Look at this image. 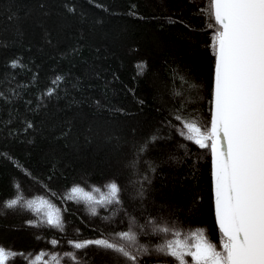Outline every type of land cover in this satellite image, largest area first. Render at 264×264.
<instances>
[{
  "label": "trees",
  "instance_id": "16d2710c",
  "mask_svg": "<svg viewBox=\"0 0 264 264\" xmlns=\"http://www.w3.org/2000/svg\"><path fill=\"white\" fill-rule=\"evenodd\" d=\"M204 5L0 0V245L25 254L9 264H35L41 252L59 254L60 264H76L66 253L80 264H109L107 256L121 264L118 253L69 241L111 238L131 226L153 250L161 238L144 234L149 219L184 233L206 229L220 247L211 151L181 136L175 119L210 124L215 29ZM112 181L120 203L67 198L80 186L99 199ZM16 185L26 199L44 201L40 213L5 207ZM49 208L62 230L47 223ZM43 259L51 264L50 255ZM141 264L178 262L153 251Z\"/></svg>",
  "mask_w": 264,
  "mask_h": 264
},
{
  "label": "snow or ice",
  "instance_id": "6c2138e0",
  "mask_svg": "<svg viewBox=\"0 0 264 264\" xmlns=\"http://www.w3.org/2000/svg\"><path fill=\"white\" fill-rule=\"evenodd\" d=\"M200 12L215 29L211 43L215 56L214 107L210 124L181 115L175 119L182 122L181 136L211 151L220 247L208 238L206 229L184 233L167 222L149 219L151 229L144 234L161 238L153 250L139 244V233L131 226L111 238L69 241L75 249L95 245L120 254L130 264H141L142 257L153 251L174 258L178 264H189L187 257L191 264H264V0H205ZM138 163L137 158L130 166ZM105 187L107 193L99 199L80 186H74L67 198L79 196L89 204L120 203V185L112 181ZM16 188V194L4 202L5 207L21 205L40 213L44 201L26 199L20 186ZM91 212L96 214V208ZM43 214L49 225L62 230L58 212L49 208ZM51 243L55 246L58 241ZM18 255L25 254L0 245V264H9ZM45 255H50L51 264H60L59 254L41 252L31 260L48 264ZM65 255L80 264L75 253Z\"/></svg>",
  "mask_w": 264,
  "mask_h": 264
},
{
  "label": "rangeland",
  "instance_id": "374dc122",
  "mask_svg": "<svg viewBox=\"0 0 264 264\" xmlns=\"http://www.w3.org/2000/svg\"><path fill=\"white\" fill-rule=\"evenodd\" d=\"M139 194L137 193V194H134L133 193V199H135V198H139ZM140 199V198H139ZM149 229H151V225H149ZM107 258L110 260V263L109 264H117L116 262L118 261V259L117 258H115V257H113V256H107ZM121 264H130V262H127V261H125V262H122Z\"/></svg>",
  "mask_w": 264,
  "mask_h": 264
},
{
  "label": "water",
  "instance_id": "95a60500",
  "mask_svg": "<svg viewBox=\"0 0 264 264\" xmlns=\"http://www.w3.org/2000/svg\"><path fill=\"white\" fill-rule=\"evenodd\" d=\"M214 86H215V78H214ZM213 98H214V93H213ZM213 107H214V105L212 104V110H213ZM212 173H213V164H212ZM212 179H213V195H214V206H215V184H214L213 174H212ZM217 224H218V222H217ZM218 227H219V225H218Z\"/></svg>",
  "mask_w": 264,
  "mask_h": 264
}]
</instances>
